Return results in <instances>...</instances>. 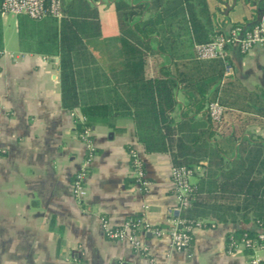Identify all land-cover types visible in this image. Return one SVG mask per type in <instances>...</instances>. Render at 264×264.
<instances>
[{"label": "crops", "instance_id": "obj_1", "mask_svg": "<svg viewBox=\"0 0 264 264\" xmlns=\"http://www.w3.org/2000/svg\"><path fill=\"white\" fill-rule=\"evenodd\" d=\"M96 1L102 34L93 37L97 41L92 46V38L86 42L102 63L100 55L108 59V45L117 39V54L121 50L123 60L113 0ZM209 2L223 30L264 15L262 0ZM17 18L13 28L9 14H0V264H251L246 252L228 253L226 240L230 231L255 228L254 221L195 226L189 250L173 247L167 235H140L145 250L134 248L128 239L106 237L102 217L112 226L133 215L149 225H168L176 201L171 156L146 152L132 118H119L114 127L97 124L91 135L98 153L86 178V192L77 197L72 179L86 154L76 127L81 111L62 106L59 57L20 49ZM15 34L18 44L13 47L9 39ZM263 57L264 43L248 53L232 45L233 74L227 80L238 79L248 89L264 87ZM245 61L254 66L247 68ZM177 99L182 102V94ZM225 120L229 127H244V134L264 140V115L234 112ZM130 149L145 164L148 190H140L131 177Z\"/></svg>", "mask_w": 264, "mask_h": 264}, {"label": "trees", "instance_id": "obj_2", "mask_svg": "<svg viewBox=\"0 0 264 264\" xmlns=\"http://www.w3.org/2000/svg\"><path fill=\"white\" fill-rule=\"evenodd\" d=\"M95 1L62 0L60 20L17 18L22 51L59 57L62 106L79 108L83 117L76 127L132 118L146 152H167L174 165L204 166L188 217L203 225L264 224V140L225 120L234 112L264 115V87L223 82V59L196 58L194 45L223 30L209 0H113L123 65L111 70L86 42L102 33ZM214 100L226 108L219 122L206 110Z\"/></svg>", "mask_w": 264, "mask_h": 264}, {"label": "built area", "instance_id": "obj_3", "mask_svg": "<svg viewBox=\"0 0 264 264\" xmlns=\"http://www.w3.org/2000/svg\"><path fill=\"white\" fill-rule=\"evenodd\" d=\"M0 9L2 14L28 15L34 19L53 16L60 20L63 17L62 0H2ZM263 43L264 15L254 22L234 24L217 32L209 42L195 44L194 53L199 60L223 59L225 61L224 81L233 74L229 60L232 45H237L242 53H248L254 45ZM206 110L214 121L219 122L224 116L225 106L214 100L208 104ZM78 134L86 145V154L81 167L74 173L72 187L74 194L80 197L86 192V178L91 170V162L98 153V147L92 139L90 127L81 131L78 129ZM129 154L131 177L134 183L140 190H148L150 181L147 178L143 160L134 149H130ZM203 168V165L196 167L185 164L172 165L171 178L174 183L176 201L170 207L166 227L149 225L142 217L134 215L128 217L122 225L112 226L105 217H102V227L106 237L112 240L128 239L134 248L145 250L147 247L142 244L140 235L147 233L157 237L167 235L173 247L191 249L193 228L202 226L204 220L194 221L186 213L192 207L196 196L194 178L202 174ZM226 249L228 253H248L251 264H264V224H256L255 228L244 229L239 234L236 231H230L227 235Z\"/></svg>", "mask_w": 264, "mask_h": 264}, {"label": "rangeland", "instance_id": "obj_4", "mask_svg": "<svg viewBox=\"0 0 264 264\" xmlns=\"http://www.w3.org/2000/svg\"><path fill=\"white\" fill-rule=\"evenodd\" d=\"M106 7V5L104 6H102L101 7V9L103 10L104 8ZM106 9V8H105ZM247 9L245 8L244 9V11H246ZM9 16H10V18H11V21L13 20V28H14V21L16 20V18H17V16H16V14H14V13H9ZM235 16V15H234ZM233 16V17H234ZM221 19V18H220ZM219 23H222V21L221 20H219ZM223 24V23H222ZM102 34V33H101ZM98 37V36H97ZM93 41H97V39H95V38H92V39H90L89 40V44H90V46H92L93 45ZM18 43H17V40H16V34H15V36H13V40L11 41L10 39H9V45L10 46H16ZM116 44H119V41L117 40V39H113L111 42H110V44L108 45V47H109V49H108V56H109V58L107 59V57H106V55L103 57V56H101L100 55V57H101V59H102V63L104 64V67L106 68V69H115V68H117V67H119V66H121V64L123 63V60H122V58H121V55H120V53H121V50H120V52L117 54V52H118V46H116ZM111 46H113L112 47V49L110 48ZM17 49V48H16ZM105 54H107V53H105ZM118 55L120 56V57H118ZM119 58V59H118ZM264 58V57H263ZM245 65H246V67L247 68H251V67H253L254 66V63H253V61H245Z\"/></svg>", "mask_w": 264, "mask_h": 264}]
</instances>
